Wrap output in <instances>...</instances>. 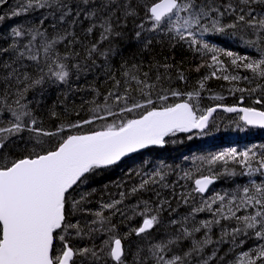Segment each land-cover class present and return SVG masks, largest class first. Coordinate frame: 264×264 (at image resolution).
<instances>
[{
  "label": "snow or ice",
  "instance_id": "1",
  "mask_svg": "<svg viewBox=\"0 0 264 264\" xmlns=\"http://www.w3.org/2000/svg\"><path fill=\"white\" fill-rule=\"evenodd\" d=\"M7 2L8 0H0V5H6ZM45 7L55 8L60 12L59 16H55V13L52 15L61 24L71 18L70 24L75 26L83 16L84 20L90 21L89 26L84 29L86 36H91L97 28L100 29L99 40L86 47L87 59H91L93 54L102 56L105 60L110 55H119L118 49L109 47L101 50L99 45L113 38H121L124 34L118 28L126 27L129 18L139 15L138 10H143L151 22L150 30L155 31L167 25L169 31L175 30L179 39H187L190 46L202 45L203 48L209 49V45L200 39L205 33L223 32L225 28H236L238 25L253 30L258 39L264 41V0H235V3L232 0H224L220 4H217L216 0H151V2L136 0L135 4L131 0H124L123 3L120 0H74L72 4L65 3L64 0H27V3L18 6L19 10H11L10 15L16 17L30 10ZM6 15H0V21H4ZM225 16L233 17L234 22L217 27L221 25ZM47 19L48 17H44L39 20V26L35 29L33 27L26 30L19 27L11 29L14 37H23L26 32L31 36L29 44L24 45L26 51H19L17 60L26 57L32 61L35 64V75L30 71L21 72L19 68L13 67L16 60L0 65L3 69L9 70L0 77V85H2L0 100L7 102L9 95H14L16 97L14 104L17 106L13 107L11 103L4 105L5 110L11 113L14 120H9L7 126H0V264H127V253L122 238L115 234V225H112L102 212H95L94 215L99 219L91 222L93 225L99 223V227L81 226L79 221L72 222L71 216L78 211H84L80 205L85 200L83 195L80 200H76L72 193L76 187L86 183L97 170L117 164L122 157L138 149L149 145H162L165 142L164 137L170 133L186 132L193 128L204 129L216 108H208L204 114L197 116L193 104L188 101L175 104L161 103L157 107V103L166 102L168 96L157 93L156 100L152 98L155 83L149 82V73L144 72L141 78L135 73L125 71L123 91H120L121 81L114 75L111 76L116 90H109L107 95L103 96L102 103L96 100L91 102L94 107L90 109L92 115L89 119L61 125L57 131L44 130L29 108L31 101L28 103L21 101L27 100L29 92L42 94L46 83H67L73 71L79 73L82 70L79 63L69 65L68 55H61L56 47L65 41L78 42L74 31L58 33L51 40L45 38L40 45L44 52L43 58L32 52L29 45L37 36L46 37L47 28L43 31L40 28ZM209 24L211 27L208 26ZM52 27L56 29V24L53 23ZM139 27L143 28V25ZM135 35L139 39L141 32L137 31ZM249 43L256 44L255 41ZM16 50L18 44L13 42L9 47L0 49V53L7 54ZM210 50L215 51V49ZM259 50L261 52L259 60L249 61L247 57L236 56L232 52L225 54L235 57L231 61L233 65H237L238 60L245 61L243 63L245 69L264 77V47ZM75 55L79 56V53ZM212 61L213 65L221 63L215 55ZM23 67L27 68L26 65ZM132 67L138 66L132 65ZM212 75L216 76V72L214 71ZM159 79L160 76L157 75L156 80ZM180 79H184L183 74L180 75ZM223 79L235 81L240 77L224 75ZM200 87L203 88L204 85L201 83ZM133 93L138 94L139 98ZM170 94L180 95L176 91H171ZM199 94L198 91L189 92L187 96L191 100L194 95L199 96ZM113 108L118 111H113ZM140 109L144 111L137 118L124 116L125 113H133ZM224 110L240 111L243 113L241 119L247 124L264 127V111L235 107H226ZM52 115L56 113L53 112ZM108 117L120 119L118 123L115 121L104 123L99 130L89 134L63 135L65 127L79 128L82 124L106 121ZM25 131L31 134L25 144L31 143L32 146L24 149L26 154L22 157L11 159L8 145L15 144V138L23 140L21 134ZM45 137L49 140L57 137L59 142L55 147H46L48 141L44 139ZM236 155V150L232 149L214 157L213 160H221L225 156L235 159ZM240 155L242 159L239 163L249 169V175L260 172L264 176L262 171L264 155L259 157L256 168H252L248 151ZM212 183V177L202 176L195 180L194 191L203 194ZM147 184L148 181L145 180L139 188L144 189ZM136 191L137 188L132 189L133 193ZM243 193L244 195L239 197L240 204L237 205L236 211H239L240 205H243L245 209L253 208L254 213L237 216L236 212L229 209L231 217L244 225L243 228L233 229V241L235 242L236 234L242 233L248 236V230H252L256 239L264 240V183L252 182L251 188H243ZM121 196L123 197L124 193H121ZM218 198L221 201L224 199L223 196ZM235 199L236 196L233 197V200ZM121 202L117 200L102 207L120 211L116 206ZM148 203V201L144 202V213H142L144 218L141 226L132 230L136 236L149 232L159 223L158 215H147L152 211ZM203 210L194 209L197 212ZM156 211L159 212L160 209L157 208ZM176 223V220L171 221L173 225ZM212 223L219 221H203L199 227H194L191 231L186 227L182 228L175 236L151 244L148 252L152 264H193L205 246L213 243L206 232L203 240L192 239L193 233L201 232L202 229L210 230ZM103 233L111 234L97 243L98 234ZM85 237L88 243L77 242L84 240ZM185 240H190V244L186 251L178 254L175 249H182V242ZM240 243L242 244L243 241ZM255 254L256 259L249 258L247 264H257V260L260 264H264V244L259 245ZM215 255L212 253L209 258L200 256L197 264H209V260ZM243 256L249 257V252H244ZM141 264L147 262L141 261Z\"/></svg>",
  "mask_w": 264,
  "mask_h": 264
},
{
  "label": "trees",
  "instance_id": "2",
  "mask_svg": "<svg viewBox=\"0 0 264 264\" xmlns=\"http://www.w3.org/2000/svg\"><path fill=\"white\" fill-rule=\"evenodd\" d=\"M64 2L72 4L74 0H64ZM120 2L123 3L124 0ZM131 2L135 4L136 0ZM222 2L224 0H216L217 4ZM232 2L235 3V0ZM25 3L27 0H8L6 5H0V15L7 14L5 20L0 21V49L9 47L13 42L18 44V50L7 54L0 53V65L16 60L13 67L19 68L21 72L27 70L33 75L36 74L35 64L32 61L26 57L17 60L18 52L26 51L24 45L29 44L31 36L26 32L23 37H14L11 29L13 27L35 29L39 26V20L44 17L48 19L40 30L47 28L46 37L37 36L29 45L33 53L43 58L41 43L45 38L51 40L58 33L74 31L78 41L74 43L65 41L56 47L61 55H68L69 65L79 63L82 70L79 73L73 71L67 83H46L42 94L29 92L27 100L21 101L22 103L31 101L29 108L37 118L39 126L46 131H57L61 125L89 119L92 115L90 109L94 107L91 102L96 100L102 103L103 96L107 95L109 90H116L111 76L114 75L121 81L120 91H123L125 71L135 73L141 78L144 72L149 73V82L155 83L152 98L156 100L157 93L168 96V100L158 102L157 107L161 103L175 104L188 101L193 104L194 111L199 116L213 106L232 107L242 101L243 106L250 108L253 101L259 100L261 102L257 108L264 111V77L245 69L243 67L245 61L238 60V66L233 65L231 61L235 57L225 54L232 52L236 56L247 57L249 61L259 60L261 58L259 49L264 47V41L259 40L251 29L238 25L236 28H225L223 32L209 31L202 38L197 34L198 38L209 45V49H205L202 45L190 46L187 39H179L175 30L169 31L167 25L155 31L150 30L151 22L143 10H138L139 15L129 18L126 27L118 28L124 34L121 38H113L99 45L101 50L116 48L119 55H110L105 60L104 57L93 54L91 59H87L86 47L99 40V28L91 36H86L84 29L89 26L90 21L84 20L81 16L75 26L70 24L71 18L61 24L52 15L53 13L55 16L60 15L55 8L34 9L11 17V10H19L18 6ZM118 15L122 14L118 13ZM233 22V17L225 16L221 25L217 27ZM53 23L56 24V29H53ZM139 25H143V28ZM208 26L211 27L210 24ZM137 31L141 32L139 39L135 35ZM148 41L151 43L149 44ZM250 41H255L256 44L252 45ZM76 53H79V56H76ZM213 55L221 62L220 64L213 65ZM25 65L27 68L23 67ZM132 65L138 67L133 68ZM164 65L170 67L165 68ZM209 65L213 66L209 67ZM7 71L9 70L0 66V77ZM214 71L216 76L212 75ZM181 74L184 79H180ZM157 75L160 76L158 81ZM224 75H235L240 79L225 80ZM132 83L135 86L134 82ZM201 83L204 85L203 88L200 87ZM171 91H176L180 95L172 96ZM197 91L200 93L199 96L194 95L189 100L187 93ZM133 95L139 98L138 94L133 93ZM15 99L14 95H9L7 102L0 100V126H7L9 120H14L11 113L5 110L4 105L11 103L13 107H17L14 104ZM113 111L118 109L113 108ZM143 111L140 109L133 113H125L124 116L137 118ZM53 112L56 115H52ZM119 119V117H108L106 121L82 124L79 128L65 127L63 135L89 134L99 130L102 124L114 121L118 123ZM25 120L27 121V118ZM21 135L23 140L15 138L16 143L8 145L11 159L22 157L26 154L24 149L32 146L31 143L25 144L31 134L25 131ZM44 139L48 141L46 147L49 148L55 147L59 142L57 137L51 140L47 137ZM232 149L237 153L235 159L225 156L221 160H213L214 157ZM245 151L249 152L252 168L258 167L257 161L264 155V131L246 128L240 121L239 115L227 116L218 113L211 120L207 131L202 134L174 133L166 138L163 148L150 149L117 166L97 170L86 183L76 187L72 193L76 200H80L82 195L85 196V200L80 205L84 211L76 212L70 219L73 223L79 221L81 226L99 227V223L93 225L91 222L99 219L94 215L95 212H102L109 218L110 223L115 225V234L122 238L127 253V264H141V261L152 264L148 252L151 244L175 236L182 228L186 227L191 231L194 227H199L203 221H219L212 223L210 230L202 229L201 232L193 233L192 239L203 240L206 232L213 241L212 244L205 246L200 256L209 258L215 253L209 264H247L249 258L256 259L255 250L260 244H264V240L256 239L252 230H248V236L242 233L236 234L234 242L233 229L243 228L244 225L231 217L229 209L236 212L237 216L253 214V208L245 209L243 205H240V210L236 211L237 205L240 204L239 197L244 195V187L251 188L252 182L264 183V176L260 172L249 175V169L239 163L242 159L240 154ZM202 176L212 177L215 181L205 196L194 191L195 180ZM145 180L148 184L144 189H140L139 185ZM133 188H137L138 191L133 193ZM121 193H124L123 197ZM219 196L224 197L223 201L218 198ZM234 196L237 199L233 200ZM117 200L122 201L116 206L120 211L102 207ZM145 201L149 202L148 206L152 209L147 215H158L159 223L149 232L136 236L132 230L142 224ZM157 208L160 209L159 212L156 211ZM197 208L204 210L194 211ZM225 217L229 218L225 219ZM172 220H176L177 223L171 224ZM110 234H98L96 242L99 243ZM125 236L127 238H124ZM77 242L86 244L89 241L85 237L84 240ZM182 243V249H175L178 254L187 250L190 240ZM244 252H249V257H244ZM200 256L193 261V264H197ZM257 264H260L259 260Z\"/></svg>",
  "mask_w": 264,
  "mask_h": 264
},
{
  "label": "water",
  "instance_id": "3",
  "mask_svg": "<svg viewBox=\"0 0 264 264\" xmlns=\"http://www.w3.org/2000/svg\"><path fill=\"white\" fill-rule=\"evenodd\" d=\"M240 104H241V102H240ZM233 107H235V108H237V109L245 108V107H242V106H233ZM215 108H216V111L213 112V113H212V116L209 118L208 125H209L210 121L212 120L213 116H215L216 113H224V114H226V115L239 114L241 117L243 116V113L240 112V111H236V112H227V111L224 110L226 107H215ZM206 111H207V110H206ZM257 111H259V110H257ZM241 121L245 124V126H246L247 128H250V129H257V130H264V127H260L259 125H249V124H247L243 119H241ZM208 125H207V127H205L204 129H196V128H193V129H191V130H189V131H186V132H179V131H177V132H178V133H181V134H186V135H190V134H193V133H203V132H205V131L207 130ZM174 133H176V132H174ZM174 133H170L169 135L165 136V137H164V141H165V139H166L168 136H170V135H172V134H174ZM163 147H164V143H163L162 145H149V146H147L146 148L138 149L136 152L129 153V154H127L125 157H122L121 160H120L119 162H117V164H115V165H111V166H108V167H106V168L116 166V165L120 164L121 162H123L124 160H126V159H128V158H130V157H132V156H134V155H136V154H139V153L145 152V151H147V150H149V149H153V148H163ZM262 171H264V170H262ZM213 184H214V180H213V183L210 184V185L208 186V188H207V190L205 191V193H203V194L199 193V194L202 195V196H205V195L208 193V191L212 188ZM74 187H75V186H74ZM194 187H195V183H194ZM197 193H198V192H197Z\"/></svg>",
  "mask_w": 264,
  "mask_h": 264
},
{
  "label": "rangeland",
  "instance_id": "4",
  "mask_svg": "<svg viewBox=\"0 0 264 264\" xmlns=\"http://www.w3.org/2000/svg\"><path fill=\"white\" fill-rule=\"evenodd\" d=\"M258 104H259V103H257L256 100H255V101H253V102L251 103L250 108L258 109V108H257V105H258Z\"/></svg>",
  "mask_w": 264,
  "mask_h": 264
},
{
  "label": "bare ground",
  "instance_id": "5",
  "mask_svg": "<svg viewBox=\"0 0 264 264\" xmlns=\"http://www.w3.org/2000/svg\"><path fill=\"white\" fill-rule=\"evenodd\" d=\"M218 106H219V105H218ZM213 107H214V106H213ZM219 114L221 115V113H219ZM222 115H223V114H222ZM215 116H216V115H215ZM215 116H214V117H215ZM213 180H214V179H213ZM214 182H215V181H214Z\"/></svg>",
  "mask_w": 264,
  "mask_h": 264
}]
</instances>
